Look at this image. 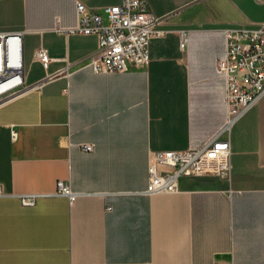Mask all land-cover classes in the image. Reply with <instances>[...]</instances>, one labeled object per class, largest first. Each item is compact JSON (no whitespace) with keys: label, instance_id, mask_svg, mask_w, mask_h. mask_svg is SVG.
<instances>
[{"label":"crops","instance_id":"crops-1","mask_svg":"<svg viewBox=\"0 0 264 264\" xmlns=\"http://www.w3.org/2000/svg\"><path fill=\"white\" fill-rule=\"evenodd\" d=\"M123 1L0 0V32L23 33L25 67L23 88L0 100V264H264V97L232 129L229 179L144 194L151 152L200 147L224 125L226 31L263 27L264 4L147 0L161 34L148 66L97 74L98 38L54 28L76 25L79 2Z\"/></svg>","mask_w":264,"mask_h":264},{"label":"built area","instance_id":"built-area-1","mask_svg":"<svg viewBox=\"0 0 264 264\" xmlns=\"http://www.w3.org/2000/svg\"><path fill=\"white\" fill-rule=\"evenodd\" d=\"M256 1L264 4V0ZM158 21L149 11L147 0H124L119 6L98 9H89L79 2L76 25L63 28L57 21L54 31L96 36L99 46L89 58V66L97 74H117L132 67L148 66L150 42L161 35L155 30ZM22 39L23 33L0 32V100L19 92L24 86ZM186 45L187 38L182 33L181 49L185 50ZM35 58L45 70L54 61L43 47L36 50ZM217 73L226 85L228 108L224 125L200 147L151 152L144 194L179 193L181 178L229 179L232 129L264 97V26L257 30H227L225 55L218 61ZM83 148L88 152L94 150L93 145ZM57 193L67 197L72 204L79 195L64 181L57 183ZM20 199L24 206H34L37 197L26 195Z\"/></svg>","mask_w":264,"mask_h":264}]
</instances>
